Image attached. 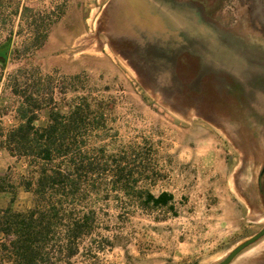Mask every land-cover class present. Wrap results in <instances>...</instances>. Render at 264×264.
Returning a JSON list of instances; mask_svg holds the SVG:
<instances>
[{
	"label": "rangeland",
	"instance_id": "obj_1",
	"mask_svg": "<svg viewBox=\"0 0 264 264\" xmlns=\"http://www.w3.org/2000/svg\"><path fill=\"white\" fill-rule=\"evenodd\" d=\"M5 1L0 39L18 50L2 70L0 125L17 123L16 75L64 111L86 99L88 156L125 157L138 187L172 195V209L145 210L101 174L80 202L95 230L73 264H213L264 226V19L210 6L219 0ZM9 167L24 173L27 162L0 149V172ZM229 264H264V235Z\"/></svg>",
	"mask_w": 264,
	"mask_h": 264
},
{
	"label": "trees",
	"instance_id": "obj_2",
	"mask_svg": "<svg viewBox=\"0 0 264 264\" xmlns=\"http://www.w3.org/2000/svg\"><path fill=\"white\" fill-rule=\"evenodd\" d=\"M17 50L10 37L0 39V84L2 70ZM9 82L21 100L15 108L17 123L9 128L0 125V149L16 159L25 158L27 169L15 173L9 167L0 172V193L10 195L7 205L0 207V264H73L80 242L95 230L94 210L84 209L80 202L86 193L99 191L98 178L108 170L111 188L124 190L143 209H172L170 193L154 195L137 186L132 169L120 161L125 157L105 156L101 149L90 158L82 149L89 110L86 99L69 104L64 111L34 97L35 86H29V92L20 90L17 75ZM47 105V121L41 124L39 111ZM90 125L97 126L93 120ZM20 190L31 194L27 209L14 206Z\"/></svg>",
	"mask_w": 264,
	"mask_h": 264
},
{
	"label": "flooded vegetation",
	"instance_id": "obj_3",
	"mask_svg": "<svg viewBox=\"0 0 264 264\" xmlns=\"http://www.w3.org/2000/svg\"><path fill=\"white\" fill-rule=\"evenodd\" d=\"M153 1L155 4L159 5V4H179L182 2H185V4L188 5H193V7L195 6V2L196 0H151ZM210 6H213L217 9H221L222 13H224V11L231 9V11H233L234 9H237L240 7L239 12L241 14H246L248 13V15H241L239 16L240 19H264V0H219V2H212L210 1ZM262 27H263V31H264V22H262ZM125 40H121V42H123ZM134 41L130 42V44H132L133 46V53H134V57H139L142 54V50L140 49V46L138 44H133ZM116 48H118L119 54L122 55L124 58H127V55L125 54V52L123 51L122 48H120L119 46H117ZM151 48H147V45L145 46L144 50L148 52H144V57L139 58L138 60H142V63H144V65H146L147 63V58H151ZM141 53V54H140ZM148 54V56H147ZM149 61V60H148ZM130 64L132 65V67H134L136 69V66L134 65V61H130Z\"/></svg>",
	"mask_w": 264,
	"mask_h": 264
},
{
	"label": "water",
	"instance_id": "obj_4",
	"mask_svg": "<svg viewBox=\"0 0 264 264\" xmlns=\"http://www.w3.org/2000/svg\"><path fill=\"white\" fill-rule=\"evenodd\" d=\"M264 235V226L255 234L249 236L245 240L237 243L229 252L226 254L224 258L220 261L215 262L213 264H229L241 251H243L250 244L256 242Z\"/></svg>",
	"mask_w": 264,
	"mask_h": 264
},
{
	"label": "crops",
	"instance_id": "obj_5",
	"mask_svg": "<svg viewBox=\"0 0 264 264\" xmlns=\"http://www.w3.org/2000/svg\"><path fill=\"white\" fill-rule=\"evenodd\" d=\"M22 193H25L26 194V196L28 198V202L30 203L31 196L29 195V192H25V191L20 190L19 193H18V196H21ZM9 197H10V195L7 192L0 193V207L1 208H4L7 205L8 200H9ZM16 202H17V199L15 200L14 205H16L15 204Z\"/></svg>",
	"mask_w": 264,
	"mask_h": 264
}]
</instances>
